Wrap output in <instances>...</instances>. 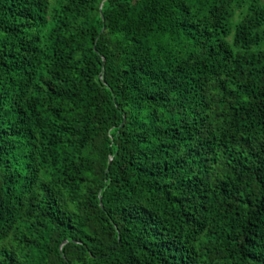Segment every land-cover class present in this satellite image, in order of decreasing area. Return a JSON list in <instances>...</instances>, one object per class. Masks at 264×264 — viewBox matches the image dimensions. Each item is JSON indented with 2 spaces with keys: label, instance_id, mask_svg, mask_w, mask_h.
Returning a JSON list of instances; mask_svg holds the SVG:
<instances>
[{
  "label": "trees",
  "instance_id": "obj_1",
  "mask_svg": "<svg viewBox=\"0 0 264 264\" xmlns=\"http://www.w3.org/2000/svg\"><path fill=\"white\" fill-rule=\"evenodd\" d=\"M0 264H264V0H0Z\"/></svg>",
  "mask_w": 264,
  "mask_h": 264
}]
</instances>
